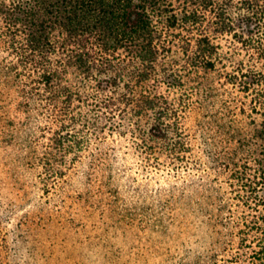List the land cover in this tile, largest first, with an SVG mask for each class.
Here are the masks:
<instances>
[{"label": "trees", "instance_id": "16d2710c", "mask_svg": "<svg viewBox=\"0 0 264 264\" xmlns=\"http://www.w3.org/2000/svg\"><path fill=\"white\" fill-rule=\"evenodd\" d=\"M223 38L233 47L225 49ZM0 41L7 49L0 99L12 94L7 106L13 102L26 121L36 111L60 121L47 168L82 147L74 138L78 125L97 135L130 134L147 155L166 149L184 157L192 149L180 125L184 97L170 92L192 82L210 168L256 211L238 235L230 230V239L215 241L219 250L209 262L241 264V252L226 256L235 239L264 264V0H0ZM228 83L251 93L250 121L219 99L217 84ZM223 189L211 179L205 210L225 198ZM194 192L173 196L185 214L202 205ZM193 263L206 264L202 256Z\"/></svg>", "mask_w": 264, "mask_h": 264}, {"label": "rangeland", "instance_id": "374dc122", "mask_svg": "<svg viewBox=\"0 0 264 264\" xmlns=\"http://www.w3.org/2000/svg\"><path fill=\"white\" fill-rule=\"evenodd\" d=\"M221 42L225 49L233 47L227 38ZM5 54L0 41V60ZM72 81L78 83L76 76ZM217 89L235 115L251 120V93L232 83ZM170 94L184 97L180 125L192 145L184 157L166 149L147 155L136 150L130 134L97 135L78 125L74 138L82 139V147L67 153L55 169L47 168L44 158L60 121L37 111L26 121L13 102L7 106L12 94L0 99V264H194L199 256L210 264L212 252L219 250L215 241L230 239V230L238 235L243 220L256 211L210 168L192 109L199 101L194 84ZM213 178L224 187L225 198L207 211L202 195ZM192 190L194 202L202 205L185 214L180 197L173 196ZM233 240L226 256L241 252V264H259L251 249L240 250Z\"/></svg>", "mask_w": 264, "mask_h": 264}]
</instances>
